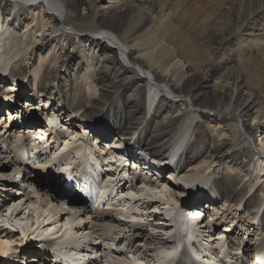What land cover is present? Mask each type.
Wrapping results in <instances>:
<instances>
[{
  "label": "bare ground",
  "instance_id": "bare-ground-1",
  "mask_svg": "<svg viewBox=\"0 0 264 264\" xmlns=\"http://www.w3.org/2000/svg\"><path fill=\"white\" fill-rule=\"evenodd\" d=\"M234 1L237 26L218 29V13L195 24L188 0H0V112L8 125L18 114L16 131L0 129V264H240L243 248L264 264V99L242 73L264 50V0ZM238 34L254 43L243 41L241 55L229 49ZM22 88L29 105L16 100ZM109 113L116 140L97 147L81 119ZM57 129L68 138L48 151L38 138ZM135 167L142 173L130 175ZM101 174L110 196H91L86 179ZM53 177L54 193L41 190L37 181ZM132 177L139 183L125 184ZM168 178L166 194L158 185ZM205 207L214 211L206 222ZM153 208L166 213L151 227L158 236L135 229L156 218ZM218 230L209 246L205 235Z\"/></svg>",
  "mask_w": 264,
  "mask_h": 264
},
{
  "label": "rangeland",
  "instance_id": "rangeland-1",
  "mask_svg": "<svg viewBox=\"0 0 264 264\" xmlns=\"http://www.w3.org/2000/svg\"><path fill=\"white\" fill-rule=\"evenodd\" d=\"M188 1H190V3H189V8H188V10H189V12H190V14H194V15H199L198 17H199V20H196L195 21V24H198V23H200V22H202L203 20H205V18L210 14V13H216V16H217V13H218V15H220V22H219V27H218V29H225V28H227L228 26H233V27H236L237 26V23H236V21H233V20H235L236 18V13L238 12L237 10L238 9H235L234 7H231V9H228V7L229 6H231L232 4H231V2L233 1V0H188ZM244 1L245 0H235L234 2H235V4H243L244 3ZM235 12H234V11ZM226 12H228L227 13V16H226ZM231 13V14H230ZM235 13V14H234ZM230 16V17H229ZM216 19H218V17H216ZM231 20L233 21V22H231ZM236 24V25H235ZM263 24V26H264V23H262ZM195 25H191V27H194ZM190 29V28H189ZM192 29V28H191ZM210 31H212V29H210ZM245 42V43H248V44H251V45H254V43L253 42H250V40L249 39H247V40H244L243 38H240L239 37V34L238 35H236V38L230 43V45H229V49H232L233 51V53L234 54H236V53H240V51H243V53L245 52V50H246V48H245V46H242V42ZM212 46V45H211ZM208 51H209V48H208ZM264 50L263 51H260V53H258V54H256V55H258L259 57H257V58H259L258 60H256L257 58L255 57V58H250V59H253V61H251L250 62V66L252 67L251 68V70H249V71H242V73L246 76V79H247V83H248V86H247V88H252V89H258L259 91V93H261V95H262V98L264 99V63H259V60H261V59H264ZM229 52L227 51V54H228ZM247 54H249L248 52H246ZM209 54V53H208ZM242 53H240L239 55H241ZM250 56V55H249ZM253 56V55H252ZM122 60H124V59H122ZM240 64V63H239ZM221 71H222V69H219L217 72H216V74L215 75H213L212 76V78L210 79V87L211 88H214L215 86H216V82L218 81V78L220 77V74H221ZM255 77H258V79H257V81H254V78ZM3 84V83H2ZM6 85V86H5ZM4 87H8L7 86V84H4ZM25 88H22V95L20 94L19 95V92L21 93V91H19L18 93L16 92V100H18L21 104H24V105H29V103L27 102V98H28V92H26L25 90H24ZM55 94H56V91H55ZM26 96V97H25ZM53 100V99H52ZM36 102V101H35ZM43 104H47V101H46V103H43ZM43 104H42V107H41V109H40V113H48L47 115H49V114H51V108H53L52 106H50V107H48V109L46 108L47 106L45 105V107L43 108ZM38 106V105H37ZM34 107H36V105L34 106ZM33 107V108H34ZM29 108H31V106H29ZM85 109H87V107L85 108ZM88 110V109H87ZM6 113V116L5 117H2L4 114ZM8 110H6V112H0V129H3V128H5V127H7V128H10L11 130L13 129V131L15 130H17L18 128H15L16 127V125H18V124H14L16 121H18V114H14L15 116H16V118H15V120L14 121H12V125H8L9 124V121H8V123H6L7 121L5 120L6 119V117H8ZM27 115H29V114H27ZM47 115H43V117H45V116H47ZM99 115V114H98ZM100 116H103L104 117V120H103V122L102 123H98L96 120H95V117H89L88 119H81V122H80V124H82V122L83 121H86L87 123L85 124L86 125V129L89 131V129H91L90 128V126L92 127V129H93V134L91 133V137L93 138V141H92V143L93 144H95L96 145V142H97V140L99 141V145L97 146V147H101L102 146V144L105 142V141H111V140H116L115 138H111V137H113V136H115V130L117 129V127H116V124L111 120V113H109V114H101ZM20 121V120H19ZM110 122H113L111 125H108ZM43 123V122H42ZM61 123H62V125H64V124H66V125H69L70 126V122L68 123V121L66 120V119H64V120H61ZM7 124V125H6ZM75 124V123H74ZM25 125V124H24ZM82 125H84V124H82ZM28 126H30V124L28 123ZM106 126H108V128L106 127ZM22 127V126H21ZM24 127V126H23ZM77 128H78V126H77ZM22 129V128H21ZM20 129V130H21ZM29 129V127H27L26 128V131ZM108 129H112L113 130V132L114 133H110V131H109V133H110V137L106 134V132L108 131ZM22 130H25L24 128L22 129ZM11 132V131H10ZM95 141V142H94ZM63 144L65 145V143L63 142ZM209 144H211L210 142H209ZM238 146L239 145H242V144H237ZM0 147H2V145L0 146ZM102 147H104V146H102ZM4 149V148H3ZM1 150L2 152L1 153H4V150ZM119 150L120 149H122L123 150V147L122 148H118ZM129 151H131L130 149H128ZM142 151V154H143V156L146 158V157H150L149 159H156V158H154V157H157V155H155L153 152H151L150 150H146V149H144V150H141ZM140 153V152H139ZM138 153V154H139ZM168 153H171V151L169 150V152ZM11 154H13V152H11ZM141 154V153H140ZM136 155V154H135ZM199 156V155H198ZM197 156V157H198ZM146 159H148V158H146ZM133 160H135V159H133L132 157H129L128 158V160H127V162L129 163V164H131L132 163V161ZM152 161V160H151ZM155 164L156 165H158V162L157 161H155ZM141 165H143L142 163H141ZM143 166H145V165H143ZM13 169V168H12ZM31 169V168H30ZM32 170V169H31ZM35 171V170H34ZM33 172V171H32ZM40 172L42 173H44L45 172V170H43V169H41L40 170ZM17 180H21V176L19 177V175H17ZM55 178L58 180V176H55ZM55 178L53 177V178H50L48 181L47 180H44V179H41V180H38L37 181V184H38V186L41 188V190H43V189H47V190H52V193H54V191H53V189H57V187H56V180H55ZM60 179V178H59ZM173 180V179H172ZM173 181H176V180H173ZM179 181V180H178ZM182 183H184V181L181 179L180 180ZM164 182V183H163ZM169 182V178L167 179V180H165L164 181V179H162V181L159 183V185H158V188L159 187H161L163 184H164V189L165 190H167L166 191V194H167V192H169V190H171V187H170V183H168ZM171 182V181H170ZM63 183V182H62ZM60 181L57 183V185L60 187V186H62L63 184H62ZM1 187V186H0ZM11 189H12V187H11ZM203 189V188H202ZM201 189V190H202ZM16 190V188L15 189H12V191L14 192V194L15 193H17L18 194V192L19 191H15ZM205 191V190H204ZM196 193H199V191H197V190H194V189H192V194L191 195H189L190 193H188L185 197H188V196H192V195H194V194H196ZM21 194H18L17 196H20ZM169 196V195H168ZM184 197V198H185ZM199 201V199L197 198V202ZM201 201H203V200H201ZM219 201V199L218 200H216V201H213V203H216L217 204V202ZM205 206L206 205H208V203H211V201H210V199L208 198V199H206L205 200ZM197 204V203H196ZM218 204H220V203H218ZM199 208V207H198ZM205 208H208V210L209 211H207V210H205V212L203 213V215H204V218H205V221L204 222H206L207 220H210V218H212L211 216V214H212V212H210V210L211 211H213L212 210V208H209V207H205ZM204 208V209H205ZM197 209V208H196ZM188 210V211H187ZM190 209H189V207H186L185 205H183V211H184V213H186V214H188V215H190V211H189ZM186 211V212H185ZM163 212V210H161V211H158V210H156V209H154L153 208V213H155L156 214V218H154V219H152V220H147L149 217H148V215L146 214L145 215V218H144V220L141 222L142 224H135V229L136 228H144V227H146V231H148V232H154L157 236L158 235H161L162 234V232H163V230H152L151 229V227H154V226H156L157 224H154L156 221H155V219H158L159 221H162L163 222V219H164V216H166V213H162ZM214 212V211H213ZM214 215H215V213H214ZM129 220H131V218H129V215H127V221H129ZM216 221H218V222H220L219 221V219L217 218V219H215ZM226 220V219H225ZM148 222V223H147ZM135 223H139L138 221H135ZM221 224H222V226H220L218 229H221L222 228V230H221V232H223V230H224V228H223V225L224 224H226V223H222L221 222ZM240 223H238V224H236L235 225V227H236V229H237V225H239ZM160 225H162V223L160 224ZM240 228V230H238V231H241V232H243V229H242V227L241 226H238V229ZM232 230V229H231ZM144 231V230H143ZM220 230H218L216 233H211V234H209V235H205V238H206V243L207 244H209V246H210V244L212 243V241L214 240V236L213 235H216L218 232H219ZM237 231V230H236ZM236 231H234V235L233 236H237L236 234H235V232ZM142 232V231H141ZM231 232V231H230ZM19 234H20V232H19ZM140 234H142V233H140ZM140 234H138V233H136V234H134L135 235V241H136V243H138V244H140V247H145L146 246V243L147 242H145V241H142L143 239H144V237H143V235L144 234H142V235H140ZM21 235V234H20ZM55 235V234H54ZM212 239V240H211ZM238 239H242L241 238V236H240V238H238ZM251 239H252V236H249L248 237V242H247V244L250 246V247H252V249H254L255 247H256V245H257V243L256 242H254V243H251ZM202 240H203V238H202ZM230 240H232L233 241V244H234V246L236 247V248H240V242L238 241H236L235 242V240H237L236 238H230ZM231 245V244H230ZM239 245V246H238ZM231 247V246H230ZM245 249V250H244ZM243 251H244V256L242 257V258H244V259H247L248 257H249V259L251 258V261H254L253 259H254V253L252 252V253H248V251H247V249L246 248H243L242 249ZM135 257V256H134ZM146 258V259H145ZM145 259V260H144ZM141 260L144 262V261H147V260H149V257H145V256H143L142 258H141ZM24 260L22 259V264H28V261H29V259L27 260V262L25 263V261L23 262ZM41 261H43V260H41ZM239 261H240V258H239ZM31 263V262H30ZM132 264H134V263H132ZM196 264H200V263H196Z\"/></svg>",
  "mask_w": 264,
  "mask_h": 264
}]
</instances>
